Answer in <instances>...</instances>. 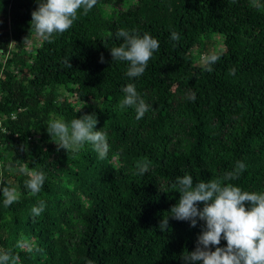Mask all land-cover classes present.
Instances as JSON below:
<instances>
[{"label":"trees","instance_id":"trees-1","mask_svg":"<svg viewBox=\"0 0 264 264\" xmlns=\"http://www.w3.org/2000/svg\"><path fill=\"white\" fill-rule=\"evenodd\" d=\"M38 6L0 0V253L16 264H187L205 222L169 217V229L159 227L180 199L177 177L264 193V0H97L51 42L31 30ZM121 28L159 42L139 77L113 61ZM213 32L226 50L207 49L203 36ZM196 49L220 56L211 72ZM129 83L150 106L139 120L120 107ZM92 113L109 143L104 159L90 142L59 148L47 131L50 120ZM238 161L245 169L224 181ZM138 162H148L146 174ZM21 168L45 174L38 194ZM3 187L19 197L7 207Z\"/></svg>","mask_w":264,"mask_h":264},{"label":"clouds","instance_id":"clouds-1","mask_svg":"<svg viewBox=\"0 0 264 264\" xmlns=\"http://www.w3.org/2000/svg\"><path fill=\"white\" fill-rule=\"evenodd\" d=\"M97 4V0H38V8L32 12L30 21L31 30L46 41L51 42L54 33H64L73 25L79 9L86 14ZM116 37L122 39L119 46L110 49L113 61L128 62L126 75L129 78L141 76L155 51L159 50L156 38L145 32L143 35L135 30L129 32L118 29ZM172 40H179L176 32L171 33ZM24 42H28V37ZM14 43V42H13ZM205 71L211 72L212 65L220 59L217 54L202 56ZM100 62H104L101 55ZM68 63V67L72 65ZM235 74V69L231 70ZM125 94L120 101L121 109L134 107L136 119L144 117L149 105L139 96L134 84L129 83L122 89ZM189 99L195 101V93H190ZM98 119L95 113L86 114L73 119L70 124L62 119L50 120L47 131L59 148L69 150L84 142H90L101 159L106 158L109 143L106 133L96 130ZM58 148V150H59ZM139 175L149 170L148 162H138L136 165ZM243 162H237L236 169L225 173L224 181L236 178L245 169ZM20 171L27 175L25 186L31 194L40 192L45 181L42 171ZM174 187L181 194L176 205L171 208V215L164 216L159 227L162 232L169 229V217L179 221H190L195 227L199 221L205 222L202 234L199 235L194 251L183 253L187 264L202 261L203 264H264V193L242 191L232 183H223L221 180H200L194 184L193 177L185 174L177 177ZM3 203L5 207L18 200L15 188L3 187ZM198 202H203L201 210ZM44 201L32 208L33 216H39L44 211ZM227 241L226 247H219L221 239ZM212 246L215 251H212ZM17 247L24 248L23 241L17 242ZM15 257L10 253H0V264H16ZM89 264H92L89 261Z\"/></svg>","mask_w":264,"mask_h":264},{"label":"rangeland","instance_id":"rangeland-1","mask_svg":"<svg viewBox=\"0 0 264 264\" xmlns=\"http://www.w3.org/2000/svg\"><path fill=\"white\" fill-rule=\"evenodd\" d=\"M4 27V20L0 19V29ZM203 40L207 44V49L211 52H222L227 49V44L225 43L224 35L221 33H207L204 34ZM196 61L198 63L202 62V54L197 49L195 50ZM204 56V55H203Z\"/></svg>","mask_w":264,"mask_h":264}]
</instances>
